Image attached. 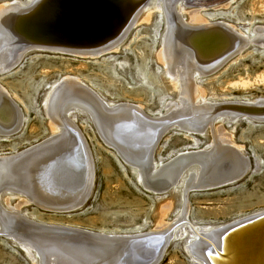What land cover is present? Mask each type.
<instances>
[{"label": "bare ground", "instance_id": "bare-ground-1", "mask_svg": "<svg viewBox=\"0 0 264 264\" xmlns=\"http://www.w3.org/2000/svg\"><path fill=\"white\" fill-rule=\"evenodd\" d=\"M142 1L31 0L27 7L18 2L3 5L0 16L26 21V18L41 13L42 18L38 20L44 18L46 24L53 23L71 41L64 52L93 58L116 50L131 26L141 20L138 18L146 8L141 5ZM172 1L157 0L154 8L167 16V4ZM184 3L176 1L175 21L170 25L168 18L158 55L172 86L178 91V100L168 106L166 115L150 118L140 106L110 104L78 80L64 78L52 88L45 101L52 130L50 140L24 153L0 159V195L7 193L9 198L13 196L19 201L11 206L7 199L4 206L0 205V233L19 244L34 264H159L169 241L186 234L185 226L189 225L185 205L187 194L227 186L247 173L248 160L242 149L231 141L232 134L226 132L222 124L244 117L264 122V113H261L264 112V100L254 105L241 101L211 105L196 80L214 73L250 43L264 47V29L256 28L254 40H251L241 32L236 33L234 27L208 23L200 15L201 10L193 9V6L187 8ZM184 14L189 23L183 19ZM148 16L149 13H145L142 20L146 21L150 18ZM5 50L0 49L2 68L9 57ZM17 106L0 87V137L14 136L23 127L24 117ZM76 111L91 119L102 140L134 170L143 188L156 195L180 189L184 207L176 222L168 224L161 219L156 232L148 234L105 235L71 226L44 225L22 216L20 209L30 204L58 214L74 212L88 199L93 165L85 138L74 123ZM198 126L200 129H196ZM171 128H179L188 135L210 132L211 144L205 150H187L169 162L157 164L153 158L154 150ZM259 213L215 230L189 225L194 230L195 239L186 250L203 264H264V221L233 234L225 241L234 226L240 228L263 219L264 212ZM150 236L156 238L155 242L140 247L144 238ZM224 253L226 257L222 256Z\"/></svg>", "mask_w": 264, "mask_h": 264}, {"label": "rangeland", "instance_id": "rangeland-1", "mask_svg": "<svg viewBox=\"0 0 264 264\" xmlns=\"http://www.w3.org/2000/svg\"><path fill=\"white\" fill-rule=\"evenodd\" d=\"M30 1L0 0V7L13 2L27 7ZM176 1H184L187 8L193 6V9L201 10L200 15L208 23L234 27L236 33L241 32L251 40H254L253 31L256 28L264 29V0H173L166 6L167 16L154 8L157 0H143L141 5L146 8L138 18L141 20L131 26L116 50L91 58L64 52L71 41L53 23L46 24L44 18V22L38 20L41 13L26 18L24 23L16 18L0 16V49H6L9 56L3 68L0 67V87L18 104L24 117L23 127L14 136L0 137V159L24 153L50 140L52 130L45 101L52 88L64 78L78 80L82 86L110 104L140 106L150 118L166 115L170 108L168 106L177 102L178 91L172 86L158 55L169 17L170 25L174 24ZM147 12L150 18L144 21L142 19ZM28 19H32L30 23ZM183 19L189 23L186 14ZM24 36L33 45L26 43ZM196 84L211 105L240 101L254 105L264 100V47L250 43L211 75L198 77ZM75 113L74 123L85 138L93 165L88 199L80 209L58 214L30 204L20 209L22 216L44 225L71 226L105 235L148 234L156 232L161 219L168 224L176 222L183 214L184 207L180 189L156 195L143 188L134 170L102 140L91 119L85 113ZM222 125L226 132L232 134L231 141L242 149L249 169L235 183L187 194L186 220L195 228L203 226L215 230L238 219L264 212V122L244 117L233 122L225 121ZM196 129H200V126ZM203 133L188 135L179 128H171L159 140L153 158L157 164H161L187 150H205L211 144L212 137L210 132ZM0 196V205L3 206L7 199L11 206L19 202L13 196L9 198L7 193ZM189 225L185 226L186 234L182 238L169 241L159 264H203L186 250L195 239L194 230ZM0 264L34 263L19 244L0 233Z\"/></svg>", "mask_w": 264, "mask_h": 264}, {"label": "water", "instance_id": "water-1", "mask_svg": "<svg viewBox=\"0 0 264 264\" xmlns=\"http://www.w3.org/2000/svg\"><path fill=\"white\" fill-rule=\"evenodd\" d=\"M19 32L21 33V31H19ZM20 33H19V34H20ZM22 34H23V33H22ZM24 37H25V36H24ZM24 40H25L26 43L29 44L30 41H29L26 37L24 38ZM34 43H35V42H34ZM261 113H264V112H261ZM262 221H264V218H263V219H260V220H258V221H256V222H254V223H252V224L246 225V226L241 225L240 228H239V226L236 227V228H235V226H234V228H232V229L230 230V232H228V234H227V236H226V238H225V241H227V239H228L229 237H231L233 234L238 233V232H240V231L246 229L247 227H250V226H252L253 224H255V223H260V222H262ZM244 225H245V224H244ZM144 239H145V240H144V243L140 244V245H139L140 247L146 246V245H143V244H150V242L154 243L156 238H154L153 236H150V238L148 237V238H144ZM224 251L226 252V247L224 248ZM222 256H223V257H226V253L222 254ZM135 262H136V261H135Z\"/></svg>", "mask_w": 264, "mask_h": 264}]
</instances>
